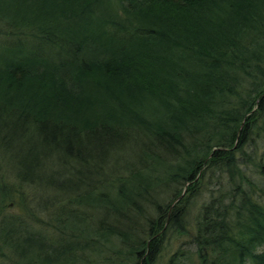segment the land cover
I'll return each mask as SVG.
<instances>
[{"label": "trees", "instance_id": "1", "mask_svg": "<svg viewBox=\"0 0 264 264\" xmlns=\"http://www.w3.org/2000/svg\"><path fill=\"white\" fill-rule=\"evenodd\" d=\"M260 135L264 0H0V155L45 192L30 220L63 230L2 221L18 264H89L113 238L114 264H155L169 235L186 239L166 264H264Z\"/></svg>", "mask_w": 264, "mask_h": 264}, {"label": "rangeland", "instance_id": "2", "mask_svg": "<svg viewBox=\"0 0 264 264\" xmlns=\"http://www.w3.org/2000/svg\"><path fill=\"white\" fill-rule=\"evenodd\" d=\"M255 141H256V147H257L256 151L258 152V158H261L260 161H262V163H264V137L262 135H260V137L257 138V140L255 139ZM1 156H4V155L3 154L0 155V176H1L0 182L5 183L7 186H9L5 189L9 188L10 191H11V189L14 190L15 188H18V191L16 192L15 196L17 197V201L18 202L20 201V202H19V204L15 205L16 204L15 202H10V200H7V205H5L3 208L0 207V224L2 223V221L12 219L14 216H22V218L26 217L27 219H29L27 221L28 228H33V229L37 228V229H39V231L41 230L45 233H51V234L59 233V234H61L60 230H62V228L60 227L61 228L60 229L58 227H55L54 221L51 219V216H49L51 212L48 210H44L45 212H39L38 213L39 218H37V220H35V221L30 220V217L26 214L27 212L35 213V212H38L41 208L44 209V207L41 206V204L39 203V200H41L42 197L45 198V195H44L45 192L43 193V191L39 190L38 188L34 187L33 185H27L25 183L21 184L19 182V180H17L18 178H16V175L12 172V170H10L8 160H7L8 158H4ZM249 170H251L250 167H249ZM254 171H255V173H253ZM254 171L251 170L249 172H250V174H252V176L254 178L260 177L259 179H261L262 175L256 173V170H254ZM204 178H205V180L203 179V181H206V182H204V184L202 183V185L199 187L200 190H198L194 194H190V193L187 194V199L188 200L190 199L189 208H188V210L190 212H189V215L187 217V220L188 219L190 220V222H189L190 224H192L194 222L193 219H195L196 216L198 215V213H199L198 209L201 206V203H203V201L205 202V200H209L208 197L210 196V192H209L208 188L205 187L204 185L209 184V185H212V187H213V182L216 180V178L219 179V176H218V174L212 175L210 173V174H207V176L205 175ZM224 178H223V180H227V177L224 176ZM13 183H14V185H13ZM203 186H204V188L202 191L201 187H203ZM1 194H2V191H0V196H1ZM261 196H262L261 201L264 202V191H263V193H261ZM164 197H166V195L165 196L162 195L159 198H156V200H158V202L163 203V201H165ZM146 206H147L146 207L147 213H146V216H144V218H142L141 216H139L135 212L132 213V216L136 217L135 218L136 222H135L134 226H135V229H137V230L140 229V224H141L142 228L144 226H146V220L153 217V215H154L152 210H151V205L149 203H147ZM74 210H75L77 215H79L80 217L83 216L86 219V224L88 223L87 225L89 226V228L91 227V229H93V227H92L93 225L96 226L95 224L100 219V217H97V216L91 214V211L87 210L85 206L78 205V209H75V207H74ZM123 218L124 217H122V220H123ZM119 219L120 218H118L117 220H119ZM109 220H110V222L114 221L113 219L111 220V218ZM109 220L107 221L108 223H110ZM117 224L120 225L118 222H117ZM116 227H118V226H116ZM120 227H121V225H120ZM90 233H91V231H90ZM91 235H93V234H91ZM183 239H186V237H179L178 239H176L172 235H169L167 238L166 247L163 249V251L161 253L162 256L158 257L157 262H155V264H166L169 254L171 252H173L179 245L183 244V241H182ZM104 245L107 249L103 252V254H102V252H98V251L94 252V251H96V250H94V251H91L88 255V254H86L87 250L85 249V251L83 253L86 254L87 256L84 255L82 259L89 261V264H114V262H112V259L109 258L108 256H114L115 255L113 253V250L117 249L119 247L117 245V240L113 238L112 242H108V243L103 242V246ZM19 259H20V255L18 254V252L10 250V247L7 246L3 242V240H1V238H0V264H18ZM121 259L124 262V257H121ZM193 260H195L194 264H196L197 258L195 255H193Z\"/></svg>", "mask_w": 264, "mask_h": 264}]
</instances>
